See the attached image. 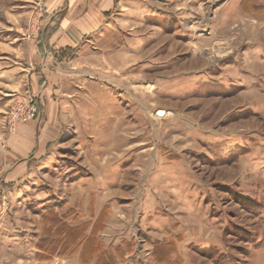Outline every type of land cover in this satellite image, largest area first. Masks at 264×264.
<instances>
[{
    "label": "rangeland",
    "instance_id": "obj_1",
    "mask_svg": "<svg viewBox=\"0 0 264 264\" xmlns=\"http://www.w3.org/2000/svg\"><path fill=\"white\" fill-rule=\"evenodd\" d=\"M68 4L0 0V264H264V0Z\"/></svg>",
    "mask_w": 264,
    "mask_h": 264
},
{
    "label": "crops",
    "instance_id": "obj_2",
    "mask_svg": "<svg viewBox=\"0 0 264 264\" xmlns=\"http://www.w3.org/2000/svg\"><path fill=\"white\" fill-rule=\"evenodd\" d=\"M94 2L95 5H99L100 3H103L105 5H108L110 2H112L113 0H92ZM66 2H68L69 6L71 4V0H66ZM49 23V22H48ZM50 25V23L48 24ZM48 25H46L44 27V30L42 31L43 35L41 36V42H42V64L40 65V70L39 72L43 74L44 72V67L47 65L46 61L49 58V52L46 48V43H45V31L48 27ZM45 44V45H44ZM67 44V43H66ZM41 124L40 120H37L33 127L30 125H25V126H20L19 130L12 136V142H14L15 144H21L22 141L24 140V143H29L30 144V148L34 149V148H40V139L38 136V130H39V126ZM33 131H34V139H33ZM13 166L10 167H6L2 172H0V179L3 178V174L6 170H8L9 168H12Z\"/></svg>",
    "mask_w": 264,
    "mask_h": 264
},
{
    "label": "built area",
    "instance_id": "obj_3",
    "mask_svg": "<svg viewBox=\"0 0 264 264\" xmlns=\"http://www.w3.org/2000/svg\"><path fill=\"white\" fill-rule=\"evenodd\" d=\"M33 112H35V109H33ZM21 115H20V113L19 112H13L12 113V116H11V120L12 121H10V125H11V127H14L15 126V124L17 123V120H19L21 117H20ZM33 117V113H31L30 112V116L29 117H24L23 119L24 120H27V119H30V118H32Z\"/></svg>",
    "mask_w": 264,
    "mask_h": 264
},
{
    "label": "trees",
    "instance_id": "obj_4",
    "mask_svg": "<svg viewBox=\"0 0 264 264\" xmlns=\"http://www.w3.org/2000/svg\"><path fill=\"white\" fill-rule=\"evenodd\" d=\"M48 30H49V27H47V29H46L45 33H47V32H48ZM42 35H43V33H42Z\"/></svg>",
    "mask_w": 264,
    "mask_h": 264
}]
</instances>
